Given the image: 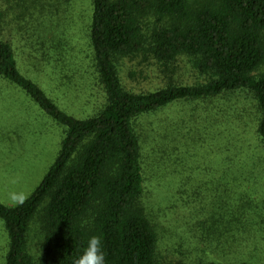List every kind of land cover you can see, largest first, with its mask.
<instances>
[{"label":"trees","instance_id":"16d2710c","mask_svg":"<svg viewBox=\"0 0 264 264\" xmlns=\"http://www.w3.org/2000/svg\"><path fill=\"white\" fill-rule=\"evenodd\" d=\"M29 1L31 4L24 10L19 6L24 13L18 19H23L25 26L17 29L30 32L28 41L33 50L28 54L35 60L33 67L46 70L47 66L53 67V62H68L60 54H56V62L50 52L66 48L72 58L74 48L64 39V33L58 39L50 38L54 33L48 30L39 35L44 24L41 17H35L40 12L36 7L39 0ZM72 1L57 0L56 5L67 11ZM89 2V17L84 10L78 29L81 41L85 40L89 48L88 58L104 102L84 119L62 110L22 70L14 41L5 33L10 24H17V17L11 23L0 12V81L23 93L63 129L56 160L30 197L13 207L0 203V220L8 237L5 264H73L92 235L102 238L106 264H159L160 228L146 203V190L147 181L153 182L148 172L153 176L154 172L165 171V161L155 151L147 156L146 146L153 137L139 128L142 118L176 103L221 101L247 92L260 113L256 132L264 144V0ZM79 3L75 0V5ZM15 10L14 7L12 12ZM70 41L73 43L72 37ZM140 55H147L165 69L181 57L189 58L207 79L202 84H170L148 93L128 91L120 77V61ZM195 116L194 113V120ZM205 116L215 120L211 110ZM227 123L223 121L221 128ZM202 128L216 146L226 140L225 131L211 133L209 127ZM174 132L164 129L162 140ZM223 148L216 152L224 157L221 173L227 174L234 168V159L229 157L228 145ZM234 182L236 185L238 179ZM208 210L203 222L205 231L208 236L219 235L218 211L213 203ZM240 216L230 213L224 227L227 241H233V224ZM36 219L42 233L37 259L30 254L28 245L31 224ZM84 221L88 223L84 225ZM235 231L240 232V227ZM206 244L209 249V240ZM236 248L240 251V246ZM211 249L219 253L221 248L216 244ZM200 264L223 263L209 260Z\"/></svg>","mask_w":264,"mask_h":264},{"label":"rangeland","instance_id":"374dc122","mask_svg":"<svg viewBox=\"0 0 264 264\" xmlns=\"http://www.w3.org/2000/svg\"><path fill=\"white\" fill-rule=\"evenodd\" d=\"M80 1L78 5L72 1L67 11L57 7V0H39L36 5L40 12H36L35 17L44 20L39 35H45L48 30L54 33L50 38L58 39L64 33V39L74 48L72 58L66 48L50 52L56 62V54L68 62H53V67L47 66L46 70H42V66L38 70L33 67L35 60L28 54L32 49L28 41L30 32L17 29L25 26L23 19L18 18L31 2L0 0V12L9 22L17 17V24H10L5 33L14 41L22 70L62 110L84 119L98 111L104 99L102 90L96 86L94 69L88 58L89 48L85 40L81 41L78 29L84 10L89 17L90 2ZM19 6H23V10ZM14 7L17 10L12 12ZM79 8L82 11L79 12ZM119 71L125 89L134 93H148L170 84L192 86L207 79L186 57L165 69L147 55H140L121 60ZM207 109L215 120L206 118L210 111ZM259 117L252 96L240 92L221 101L176 103L141 119L139 128L153 137L146 146L147 156L155 151L165 161L162 165L165 171L154 172L153 176L148 172L147 177H152L153 182L147 181L146 190V203L160 228L159 264H200L209 260L223 264L243 261L264 264V144L256 132ZM223 121L228 123L221 128ZM201 124L209 127L211 133L225 131L226 140L216 146ZM167 128L175 132L162 140L161 134ZM62 137L61 127L41 113L23 93L0 81L1 204L16 206L9 201L10 193L23 194L24 201L30 197L56 160ZM227 145L234 168L232 166L225 174L221 173L224 157L216 151L225 150L223 147ZM234 179H238L236 185ZM211 203L218 211L219 220L217 232L220 234L214 236H208L203 224ZM230 213L241 214L239 221L233 224V241H227L224 230ZM236 227H240V232L235 231ZM208 240L209 249H206ZM41 244V227L36 219L28 237L29 251L35 259L41 254ZM216 244L221 248L219 253L211 249ZM7 250L8 237L0 220V264H5Z\"/></svg>","mask_w":264,"mask_h":264},{"label":"clouds","instance_id":"9594fccd","mask_svg":"<svg viewBox=\"0 0 264 264\" xmlns=\"http://www.w3.org/2000/svg\"><path fill=\"white\" fill-rule=\"evenodd\" d=\"M9 201L13 205L22 204L24 196L20 193H10ZM87 223L88 221L83 222L84 225ZM73 264H106L102 238L97 235L90 236L81 253L74 259Z\"/></svg>","mask_w":264,"mask_h":264}]
</instances>
